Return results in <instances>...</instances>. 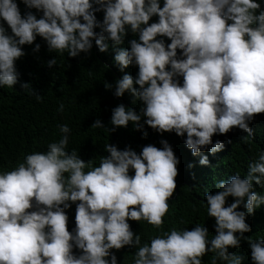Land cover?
I'll return each instance as SVG.
<instances>
[{"label":"clouds","instance_id":"obj_1","mask_svg":"<svg viewBox=\"0 0 264 264\" xmlns=\"http://www.w3.org/2000/svg\"><path fill=\"white\" fill-rule=\"evenodd\" d=\"M23 3L43 15L37 18L29 11L22 16L14 0H0V17L11 29L8 34L0 25V86L12 88L18 82L15 61L25 55L22 46L37 36L50 52L73 58L90 53L93 40L100 52H107L110 41L122 73L129 65L138 66L135 78L124 73L116 81L114 95L129 91L145 106L140 114L123 103L113 108L110 132L130 121L139 130L144 116L158 132L187 133L185 143L193 155L209 145V151L219 154L224 143H213L214 134L238 127L248 133L242 138L247 142L254 135L249 123L264 118V9L257 0H164L163 7L159 0ZM100 11L102 21L95 15ZM154 15L158 21L149 23ZM129 28L138 40L116 47ZM163 37L171 42L166 45ZM40 47L36 44L33 51ZM47 65L56 66V57ZM179 76L182 85L175 79ZM21 87L42 100L28 83ZM105 88L112 85L105 83ZM58 111H64L63 103ZM58 127L63 135L47 151L27 154L17 167L0 172V264H118L110 250L126 245L136 249L133 264H202L208 252L214 253L211 264H241L243 258L228 251L238 248L241 239L249 242L254 264H264V238L244 236L251 231L246 216L264 204V195L253 191V181L264 186V152L248 164L246 175L220 180L219 191L206 193L207 215L215 218L211 239L208 229L196 224L191 230L172 228L142 244L128 220L163 225L177 187L179 159L171 145L162 140L163 148L147 145L137 154L107 143L109 155L101 157L99 166H90L91 160L67 150L69 126ZM91 127L105 125L97 119ZM199 163L207 165L208 157L201 156ZM229 196L234 202L225 206ZM69 201L79 202L73 231L65 211ZM241 205L246 211L237 210ZM74 246L81 250L78 256Z\"/></svg>","mask_w":264,"mask_h":264},{"label":"trees","instance_id":"obj_2","mask_svg":"<svg viewBox=\"0 0 264 264\" xmlns=\"http://www.w3.org/2000/svg\"><path fill=\"white\" fill-rule=\"evenodd\" d=\"M18 4L21 15L31 11L40 18L43 13L35 8L29 9L23 0H14ZM163 7L164 0H159ZM264 9V0H257ZM259 11V10H258ZM98 20L102 21L103 11L95 13ZM158 21L154 15L149 23ZM83 22V20H81ZM0 25H3L8 34L11 29L7 22L0 17ZM127 27V26H126ZM99 32L100 29H94ZM161 37H157L160 39ZM138 40V34L127 31L124 42L116 47H130L129 41ZM165 44L170 39L163 37ZM109 50L100 52L93 40L90 53H80L73 58L56 51H49L47 42L40 36L36 37L33 44L22 46L25 55L15 61V67L19 73L18 82L12 88L0 86V172L10 171L23 162L27 154L37 151H47V145L58 141L63 135L58 125L67 124L71 129L68 151L75 149L78 156L85 162L91 160L90 166H99L102 156H108L104 144L110 143L120 150L130 147L137 154L142 148L153 145L163 148L162 140H167L171 145L175 156L179 159L177 164L178 175L175 178L177 187L173 196L169 199V211L163 217L164 223L160 228L148 224L145 220H128L134 235H140L141 243H150L154 236L161 235L172 228L177 230L186 228L191 230L196 224L208 229L209 239L216 234L215 218L207 215L206 193L215 194L219 189L216 183L220 180L247 173L249 163L257 160L261 152H264V118L255 117L252 125L253 138L247 142L242 138L248 133L238 127H233L226 134L216 133L212 137L223 141L222 153H212L207 148H202L199 155H193L192 150L186 146L184 136H179L175 131L158 132L145 123L146 117L142 116L139 122L141 127L137 130L133 122L127 127H114L110 120L112 109L123 103L126 107L134 109L138 114L144 108L139 98L134 97L129 91L123 96L114 95L116 81L124 73L134 78L138 74V66L129 65L122 73L114 62V51L109 41ZM36 44H40V50L34 52ZM181 50H177L178 56ZM56 57L57 65L48 67L47 61ZM170 68V66H169ZM179 82L183 83V77L179 76ZM22 83H28L30 88L42 95V100L37 101L34 95L21 87ZM105 83L111 84V89L105 88ZM135 87H139L135 85ZM60 103L64 104V111H58ZM101 120L104 128H92L95 120ZM146 133V135H145ZM201 156H207L209 163L201 165ZM89 166V167H90ZM89 167L84 170L88 171ZM129 175H134V169H129ZM259 175V174H257ZM68 174L65 173V177ZM253 191L264 195V186L253 181ZM234 197H227L225 206L234 202ZM70 208L65 209L68 215V229L73 231L76 227L75 213L78 201H69ZM237 210L246 211L243 206ZM246 222L251 226V231L244 233L245 237L252 239L264 238V204L254 210V213L246 216ZM239 236V233H237ZM210 246V245H209ZM117 257L118 264H133L136 249L132 245H126L119 250H110ZM229 253L241 256V264H254L251 259V249L247 240L241 239L238 248L229 247ZM74 255H79L81 250L74 246ZM214 253L208 252L202 257V264H211ZM225 264V262H218Z\"/></svg>","mask_w":264,"mask_h":264}]
</instances>
